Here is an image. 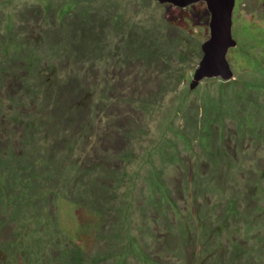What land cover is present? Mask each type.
Segmentation results:
<instances>
[{
  "label": "rangeland",
  "instance_id": "374dc122",
  "mask_svg": "<svg viewBox=\"0 0 264 264\" xmlns=\"http://www.w3.org/2000/svg\"><path fill=\"white\" fill-rule=\"evenodd\" d=\"M60 1L0 0V264H264V0L236 2L232 79L194 88L205 2L75 0L108 55L74 71L56 42L77 12L33 15ZM69 75L84 94L57 95Z\"/></svg>",
  "mask_w": 264,
  "mask_h": 264
},
{
  "label": "trees",
  "instance_id": "16d2710c",
  "mask_svg": "<svg viewBox=\"0 0 264 264\" xmlns=\"http://www.w3.org/2000/svg\"><path fill=\"white\" fill-rule=\"evenodd\" d=\"M92 3L93 2H90V5H93ZM65 4L66 5L67 4L70 5V6L67 5L68 9H66L63 12L65 14L62 16V20L64 21L65 24H67L66 18L68 16L71 17V18H72V16L75 17V15L73 14L74 12H77L76 17L78 16L80 18L78 22L76 21L77 23L75 22V24L73 26H71V28L66 26L65 40L62 42L60 37H59V40H57V42H56V43L60 44L61 46L64 45L63 46L64 48L66 46L69 49V51L72 52V54L74 55L73 56L74 60H73L72 65H71L72 69L75 71L76 66L78 67L79 64H84L87 61L90 62V61H92L93 58H96V57H101L103 59H106L105 55L107 54L106 53L107 50L105 49L106 48V46H105L106 45L105 36L103 37V40H101L100 37H99V34H98L99 31L97 32V30L99 28L101 29L100 32H102V33L104 31H106L105 28H106L107 23L98 22V21H101V20L100 19H96V16H98L101 13V11L92 12L93 14L90 15L89 14V10H88V9H90V5L87 6V8H85L84 5L82 6V4H80V5L83 8H80L77 11H75L74 8L79 5V4H77V2H75V0H73L72 2H69L68 0H63V1H60L59 4H55V3L50 4L49 3L48 5H46V9L43 8L42 6H39V9L42 12L41 11H33L34 12L33 15L37 16L38 12H40L39 14L41 16H43V13L45 11L46 12V17L47 16L54 17L53 16V11L56 10L55 7H63ZM84 8L87 9V10H85ZM21 12H24V11H21ZM25 12H29V11H25ZM51 12H52V14H51ZM21 15L24 16L22 13H21ZM87 21H91V25L92 26H90L89 29L85 28V26L87 25L86 24ZM51 23L52 24L55 23L54 20ZM103 29H104V31H103ZM50 30H51V27H50ZM50 30L43 31V34H46L47 32L53 31V30H51V31ZM249 30H251V28ZM19 32H20L19 33V39L21 41H23V42H28L31 39H33L34 41L37 40L36 37H31V36L27 35L26 31L19 30ZM40 34L38 35V37L40 36ZM78 35H80L81 37H86L90 41V44L87 47L85 46L84 48H82L80 50L76 47V42H77V36ZM253 38H254L253 39L254 42L262 43V45L264 46V42L263 41H261L257 37H253ZM20 40H19V42H20ZM36 42H38V41H36ZM150 45H151L150 41L147 42V43H146L145 40L141 41L140 43L139 42L134 43L132 41V43L130 45V47H131L130 50H132V49L135 50V56L138 57V58H141V57L150 58L151 57V53H150L151 50L150 51L148 50V48H150L149 47ZM200 51H201V46H200ZM84 57H85V59H84ZM53 59H55L54 62L52 61ZM62 61L67 62L66 58H64V56H62V54L58 55V56H55V57L50 56V63L55 64V66H57V67H54V65H53L50 69L54 70V68H55V70H56L58 68V66H59L58 64H62ZM75 78L77 80H75ZM4 80H5V78L2 79L1 83ZM71 81H72L73 84H75L76 82L77 83L75 84V88L73 89V91L72 92L71 91L68 92V94L65 93L66 94L65 96H67V95H71L72 96L73 92H75V91L78 92L80 89L83 91V94L87 91L86 90L87 88H85L83 86V84H82L83 81H84V79L82 77L78 78L75 75L74 76L73 75H69L62 82H60V83H58L56 85V93H57L58 96L60 95V90H61L62 85L65 84L66 82H71ZM1 83H0V85H1ZM41 86H43V85L41 84ZM49 90H51V87H50ZM47 91H45V92H47ZM36 93H38V92L36 91ZM44 102H45V100H44ZM45 106H47V103H46ZM49 106H50V104H49ZM57 114H59V113H57ZM57 114H55V115L53 114V116H57ZM67 115H68L67 109H66V111L64 113L60 114L61 117L64 116L63 118L68 124H69V122H71L70 120L78 119L77 117H74L73 114L70 115L69 117H67ZM65 126H67V124ZM72 126H74V125H70L69 128L72 127ZM53 128L56 129L57 131H58V129H60L57 126H54ZM60 133H62V131H60ZM90 209H92V208H90ZM78 252L80 254L82 253L80 251H78ZM78 256H79V258L81 257V255H78ZM75 264H84V263L79 260L78 262H75Z\"/></svg>",
  "mask_w": 264,
  "mask_h": 264
},
{
  "label": "water",
  "instance_id": "95a60500",
  "mask_svg": "<svg viewBox=\"0 0 264 264\" xmlns=\"http://www.w3.org/2000/svg\"><path fill=\"white\" fill-rule=\"evenodd\" d=\"M161 4H174L186 7L199 1L207 5L209 12V39L201 45L202 57L194 72L190 84L194 88L203 79L221 78L223 81L232 79V71L226 59L229 49L236 46L232 38V12L235 0H154Z\"/></svg>",
  "mask_w": 264,
  "mask_h": 264
},
{
  "label": "flooded vegetation",
  "instance_id": "af4514ba",
  "mask_svg": "<svg viewBox=\"0 0 264 264\" xmlns=\"http://www.w3.org/2000/svg\"><path fill=\"white\" fill-rule=\"evenodd\" d=\"M237 0H235V4H234V9H233V12H232V25L234 23V19H233V16H235V13L237 12V10L239 9L238 7V4H236ZM209 15V14H208ZM233 28V26H232Z\"/></svg>",
  "mask_w": 264,
  "mask_h": 264
}]
</instances>
